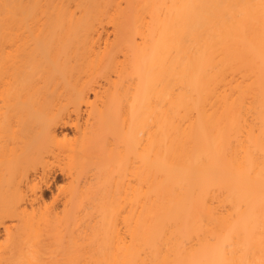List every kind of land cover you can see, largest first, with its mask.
I'll list each match as a JSON object with an SVG mask.
<instances>
[{"label": "bare ground", "instance_id": "obj_1", "mask_svg": "<svg viewBox=\"0 0 264 264\" xmlns=\"http://www.w3.org/2000/svg\"><path fill=\"white\" fill-rule=\"evenodd\" d=\"M0 264H264V0H0Z\"/></svg>", "mask_w": 264, "mask_h": 264}]
</instances>
